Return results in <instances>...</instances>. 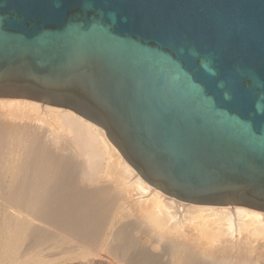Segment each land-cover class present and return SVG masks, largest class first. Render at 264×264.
Here are the masks:
<instances>
[{"label":"water","instance_id":"obj_1","mask_svg":"<svg viewBox=\"0 0 264 264\" xmlns=\"http://www.w3.org/2000/svg\"><path fill=\"white\" fill-rule=\"evenodd\" d=\"M0 99L97 125L176 200L264 212V0H0Z\"/></svg>","mask_w":264,"mask_h":264},{"label":"bare ground","instance_id":"obj_2","mask_svg":"<svg viewBox=\"0 0 264 264\" xmlns=\"http://www.w3.org/2000/svg\"><path fill=\"white\" fill-rule=\"evenodd\" d=\"M99 256L264 264V212L176 200L145 182L97 125L0 99V264H95Z\"/></svg>","mask_w":264,"mask_h":264},{"label":"rangeland","instance_id":"obj_3","mask_svg":"<svg viewBox=\"0 0 264 264\" xmlns=\"http://www.w3.org/2000/svg\"><path fill=\"white\" fill-rule=\"evenodd\" d=\"M94 263L95 264H110V260L108 258H103L101 256L99 257H95L94 258ZM167 257L164 258V260L166 261ZM68 264H75V263H68Z\"/></svg>","mask_w":264,"mask_h":264}]
</instances>
